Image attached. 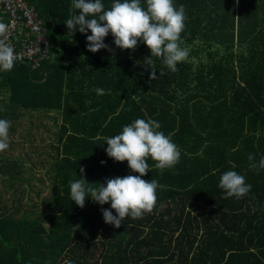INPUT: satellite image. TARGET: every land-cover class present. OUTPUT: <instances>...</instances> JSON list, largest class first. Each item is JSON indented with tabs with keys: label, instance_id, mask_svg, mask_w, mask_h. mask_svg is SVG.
Here are the masks:
<instances>
[{
	"label": "trees",
	"instance_id": "obj_1",
	"mask_svg": "<svg viewBox=\"0 0 264 264\" xmlns=\"http://www.w3.org/2000/svg\"><path fill=\"white\" fill-rule=\"evenodd\" d=\"M27 1L45 19L50 57L40 67L15 63L0 71V119L13 131L25 109L33 110L39 125L48 116L59 130L51 142L52 133L38 135L34 152L45 154L42 162L0 152V264H264V169L250 166L264 157V0H174L186 9L181 47L189 55L176 72L152 57L153 80L142 39L135 50L121 49L109 33L112 51L93 53L91 30L66 26L80 11L72 0ZM114 2L102 0L105 10ZM243 47L249 54L234 58ZM138 118L157 120L181 159L163 172L148 159L151 171L142 178L164 186L157 205L116 228L103 218L111 202L88 197L81 208L70 181L83 175L99 187L140 175L105 151L106 138ZM38 168L50 188L37 201L33 185L45 182ZM229 170L252 185L243 198H225L219 187Z\"/></svg>",
	"mask_w": 264,
	"mask_h": 264
},
{
	"label": "clouds",
	"instance_id": "obj_2",
	"mask_svg": "<svg viewBox=\"0 0 264 264\" xmlns=\"http://www.w3.org/2000/svg\"><path fill=\"white\" fill-rule=\"evenodd\" d=\"M146 4L145 9L141 0H115L111 8L105 10L102 0H72V7L80 11L65 23L70 32H76L77 27L81 33L91 30V35H87V47L93 53L101 49L112 51L105 43L109 33L115 38V45L121 49L135 50L142 39L151 50V57L145 58V63L152 68L150 78L153 80L157 74L152 57L163 58L164 64L172 72L178 71L177 64L187 59L188 50L181 47V34L185 30L187 17L185 6L181 4L177 7L174 0H146ZM90 16L93 18H88ZM9 36V25L0 21V71H11L20 59L8 43ZM94 91L97 95L105 94L102 88ZM10 127V121L0 119V152L9 147ZM160 128L157 120L138 118L125 125L119 134L106 138L107 155L115 161H127L130 169L140 175L110 178L106 186L99 183V187L93 186L94 183L88 182L82 175L81 179L70 181L72 201L81 208L88 197L100 205L111 202V209H102L103 218L116 228L125 218L137 219L151 213L157 205V190L164 186L155 179L149 181L142 178L151 171L148 159L156 161L155 166L161 172L175 168L181 159L179 147ZM248 159L254 161L255 154H249ZM250 166L257 172L264 169V157L258 164L254 162ZM84 171V167H81L80 172L83 174ZM219 187L225 191V198L240 199L251 191L252 185L246 183L243 175L229 170L222 174Z\"/></svg>",
	"mask_w": 264,
	"mask_h": 264
},
{
	"label": "built area",
	"instance_id": "obj_3",
	"mask_svg": "<svg viewBox=\"0 0 264 264\" xmlns=\"http://www.w3.org/2000/svg\"><path fill=\"white\" fill-rule=\"evenodd\" d=\"M0 21L10 27V43L19 55L15 63L40 67L50 57V41L44 17L27 0H0Z\"/></svg>",
	"mask_w": 264,
	"mask_h": 264
},
{
	"label": "crops",
	"instance_id": "obj_4",
	"mask_svg": "<svg viewBox=\"0 0 264 264\" xmlns=\"http://www.w3.org/2000/svg\"><path fill=\"white\" fill-rule=\"evenodd\" d=\"M245 47H243L242 51L236 52L235 55H234V58H244V54L247 53V52H245ZM247 54H249V53H247ZM31 115H33V114H31ZM38 115L39 114H37V116ZM47 117L45 116L43 118V125L42 124L39 125L38 121H40V120H38L37 117L34 120H27V122L30 125V128H26V125H22V124H19V123L14 124L13 125V131H11V129L9 130L10 142H9V147L7 148L9 150L6 151V153L3 152L4 155H8V156H11V157H21V158H24V159H29L30 157L35 158L34 156H38V153H35L32 150V149L35 148L33 143H32V139L35 138V137L39 138V136H42L44 139L47 140V135L52 133L51 132L52 129L50 131L48 129L49 126H47L48 123H49V122H47ZM20 120H22V119H20ZM17 124H19L18 128H17ZM21 126H23V127H21ZM52 126H55V125H52ZM16 128H17V130H16ZM19 128H20V130H19ZM31 128H32V130H31ZM25 129L28 132H26ZM52 136H53V139H54L55 134L52 133ZM51 141H52V139L49 140V142H51ZM21 150H24V151H21ZM1 181H2V178H0V187L3 186Z\"/></svg>",
	"mask_w": 264,
	"mask_h": 264
},
{
	"label": "rangeland",
	"instance_id": "obj_5",
	"mask_svg": "<svg viewBox=\"0 0 264 264\" xmlns=\"http://www.w3.org/2000/svg\"><path fill=\"white\" fill-rule=\"evenodd\" d=\"M31 112H33V110H26L25 109V111L23 112L24 113L23 116H20V118H19V119H22V121L19 124L26 125V128H30V125L27 122V120H34V119H36V117H38L37 116V112H33V115L30 114ZM51 115H53V114H51ZM19 124H17V128H18ZM47 126H49L48 129L50 131L52 129V131H51L52 133H54L55 135H58L59 126L58 127L57 126H52V121H49ZM21 127H23V126H21ZM17 128H16V130H17ZM20 128H19V130H20ZM25 131L28 132L26 129H25ZM51 137H52V140H54L53 136H51ZM54 138H55V136H54ZM32 143H33V145L35 147L34 149H32L33 151H35L37 149V147H40L42 145L41 141H40V139L38 137L33 138L32 139ZM44 148H47V145H45ZM8 150L9 149L4 150L3 152L6 153V151H8ZM21 151H24V150H21ZM34 157H35L34 159H37V161H40V162H42L43 159L46 158L45 154H42L41 156L40 155L34 156ZM37 173H38V177H41V178H43L45 180V182H43V183L41 182L40 184L36 181L35 184L33 185L40 192V196H37L36 193H32L34 198L38 201V200H41L42 198H44L45 196L48 195L49 188H50V182H49V179H48L46 173L42 169L38 168Z\"/></svg>",
	"mask_w": 264,
	"mask_h": 264
}]
</instances>
